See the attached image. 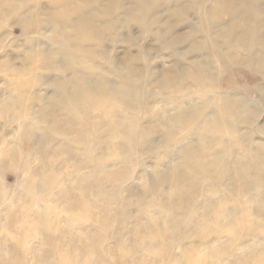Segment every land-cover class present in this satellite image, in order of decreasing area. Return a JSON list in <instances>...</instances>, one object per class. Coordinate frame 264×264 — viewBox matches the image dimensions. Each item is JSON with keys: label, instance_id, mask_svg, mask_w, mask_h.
<instances>
[{"label": "clouds", "instance_id": "9594fccd", "mask_svg": "<svg viewBox=\"0 0 264 264\" xmlns=\"http://www.w3.org/2000/svg\"><path fill=\"white\" fill-rule=\"evenodd\" d=\"M264 0H0V264H264Z\"/></svg>", "mask_w": 264, "mask_h": 264}, {"label": "rangeland", "instance_id": "374dc122", "mask_svg": "<svg viewBox=\"0 0 264 264\" xmlns=\"http://www.w3.org/2000/svg\"><path fill=\"white\" fill-rule=\"evenodd\" d=\"M262 123H264V121H262Z\"/></svg>", "mask_w": 264, "mask_h": 264}]
</instances>
